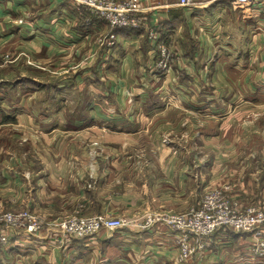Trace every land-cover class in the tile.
I'll return each instance as SVG.
<instances>
[{
    "label": "crops",
    "instance_id": "obj_1",
    "mask_svg": "<svg viewBox=\"0 0 264 264\" xmlns=\"http://www.w3.org/2000/svg\"><path fill=\"white\" fill-rule=\"evenodd\" d=\"M137 1L141 26L112 29L68 0H0V211L46 223L12 233L0 264H264L250 233L190 239L178 259L177 232L141 227L225 185L264 207V0ZM149 29L175 53L167 72ZM75 215L131 224L48 226Z\"/></svg>",
    "mask_w": 264,
    "mask_h": 264
},
{
    "label": "built area",
    "instance_id": "obj_2",
    "mask_svg": "<svg viewBox=\"0 0 264 264\" xmlns=\"http://www.w3.org/2000/svg\"><path fill=\"white\" fill-rule=\"evenodd\" d=\"M79 9L86 10L90 15L101 20L110 28L138 29L140 19L136 16L139 12L137 0H68ZM237 10H243L251 5L252 0H229ZM181 5L191 4V0H180ZM113 43L114 36H109ZM148 39L155 43L158 58L154 68L161 72L170 69L175 53L159 40L156 30H148ZM10 61V54L0 57V68ZM161 222L168 228L178 233L175 240L178 247V259H184L192 248L190 239L208 237L220 229H228L235 233H250L252 236V254L256 259H264V207L255 204L239 203L230 194V185L223 187L207 188L196 207L189 211L179 213H161L147 216L142 223V228H148ZM45 222L28 209L19 211H0V246L9 242L12 233L23 231L35 235L45 226ZM130 221L125 218H113L106 215L83 217L79 215L66 217L49 223L61 237L87 238L101 230H114L127 225Z\"/></svg>",
    "mask_w": 264,
    "mask_h": 264
},
{
    "label": "rangeland",
    "instance_id": "obj_3",
    "mask_svg": "<svg viewBox=\"0 0 264 264\" xmlns=\"http://www.w3.org/2000/svg\"><path fill=\"white\" fill-rule=\"evenodd\" d=\"M203 192H204V191H203ZM202 194H203V193H202ZM200 199H201V198H200ZM255 205H258V204L256 203ZM196 206H197V205H196ZM196 206H195V207H196ZM193 208H194V207H193ZM189 210H190V209H189ZM189 210H187V211H189ZM261 260H263V259H261Z\"/></svg>",
    "mask_w": 264,
    "mask_h": 264
}]
</instances>
